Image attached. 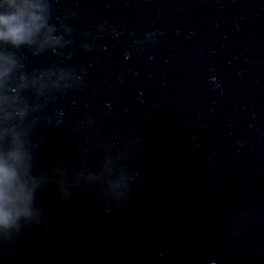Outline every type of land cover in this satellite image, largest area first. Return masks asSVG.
Returning a JSON list of instances; mask_svg holds the SVG:
<instances>
[{"label": "water", "instance_id": "obj_1", "mask_svg": "<svg viewBox=\"0 0 264 264\" xmlns=\"http://www.w3.org/2000/svg\"><path fill=\"white\" fill-rule=\"evenodd\" d=\"M14 2L0 264H264V0Z\"/></svg>", "mask_w": 264, "mask_h": 264}, {"label": "clouds", "instance_id": "obj_2", "mask_svg": "<svg viewBox=\"0 0 264 264\" xmlns=\"http://www.w3.org/2000/svg\"><path fill=\"white\" fill-rule=\"evenodd\" d=\"M34 7L28 3H15L14 0H0V40L19 42L25 38L28 23L26 10Z\"/></svg>", "mask_w": 264, "mask_h": 264}]
</instances>
